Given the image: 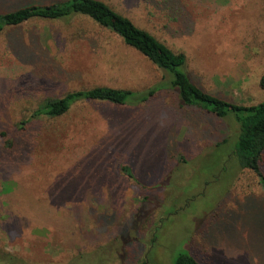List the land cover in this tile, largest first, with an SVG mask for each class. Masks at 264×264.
I'll return each mask as SVG.
<instances>
[{"label": "rangeland", "instance_id": "374dc122", "mask_svg": "<svg viewBox=\"0 0 264 264\" xmlns=\"http://www.w3.org/2000/svg\"><path fill=\"white\" fill-rule=\"evenodd\" d=\"M56 1L0 0V14ZM101 1L184 53L205 91L245 106L264 99V0ZM160 80L81 17L1 32L0 264H171L187 249L203 264H264V196L227 161L231 117L182 108L167 90L139 107L85 101L35 117L71 91ZM147 195L158 201L137 209Z\"/></svg>", "mask_w": 264, "mask_h": 264}, {"label": "trees", "instance_id": "16d2710c", "mask_svg": "<svg viewBox=\"0 0 264 264\" xmlns=\"http://www.w3.org/2000/svg\"><path fill=\"white\" fill-rule=\"evenodd\" d=\"M74 17L87 19L99 29L118 36L125 46L136 51L160 72L161 80L140 91L110 86L71 91L61 98L47 100L43 108L35 113V117L55 120L64 116L73 105L85 101L103 102L118 107H139L158 91H171L182 108L216 119L226 120L231 117L234 120L237 132L230 142L234 148L227 161H233L238 169L251 171L264 196V172L261 169L264 153V99L258 104L245 106L205 91L186 73L184 53L173 51L150 32L135 25L101 0H61L51 4H31L0 14V34L7 27H16L31 20L69 21ZM260 87L264 90V75L260 79ZM121 170L132 178L126 167ZM160 187L163 188V185L155 188ZM151 200L158 201L156 197L147 195L137 209H142L146 204V207L149 206ZM157 206L158 204L154 207ZM154 207L152 205L151 209ZM223 211L220 209L221 217L224 215ZM146 216L147 214L141 217L140 221ZM213 225L215 224L209 227ZM171 260V264H203L188 249L178 252Z\"/></svg>", "mask_w": 264, "mask_h": 264}]
</instances>
